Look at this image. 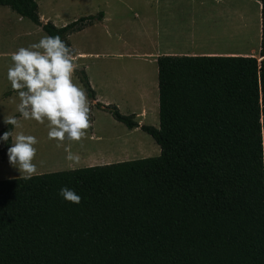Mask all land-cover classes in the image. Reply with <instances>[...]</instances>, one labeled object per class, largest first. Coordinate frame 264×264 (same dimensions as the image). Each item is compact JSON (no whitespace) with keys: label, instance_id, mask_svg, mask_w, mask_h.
I'll return each instance as SVG.
<instances>
[{"label":"trees","instance_id":"1","mask_svg":"<svg viewBox=\"0 0 264 264\" xmlns=\"http://www.w3.org/2000/svg\"><path fill=\"white\" fill-rule=\"evenodd\" d=\"M260 1V57H158L159 127L97 101L86 69L77 68L93 105L149 133L161 152L0 180V264H264ZM0 5L72 49L69 35L104 17L100 11L57 26L41 19L37 0ZM64 186L81 202L63 199Z\"/></svg>","mask_w":264,"mask_h":264},{"label":"rangeland","instance_id":"2","mask_svg":"<svg viewBox=\"0 0 264 264\" xmlns=\"http://www.w3.org/2000/svg\"><path fill=\"white\" fill-rule=\"evenodd\" d=\"M38 2L43 20L48 17L60 25L82 16L97 14L105 8L109 10L114 19L112 22L104 26L95 21L88 28L73 33L70 40L77 51L92 53L88 55L90 58L77 61L87 64L91 77L95 80L108 77L111 80L110 89L100 88L101 82L97 84L103 97L112 99L124 114L131 113L130 110L134 108L141 110L145 105L143 114L135 117L140 124L160 125L158 65L146 54L156 51L155 45L165 47L169 44L187 50L189 43L185 33L191 23H195L193 44L197 51H234L260 57L261 20L258 0H160V16L155 0ZM155 17L162 23L161 35L153 42L147 34V26L155 24ZM117 22L123 28L115 34L120 26ZM168 32L170 35L167 38ZM45 35L48 34L31 20L20 18L8 6L0 5V130L8 125L4 122V116L16 115V106L20 102L7 79V70L12 65L11 53L38 42ZM125 45L128 49L123 51L124 54H114V50H121ZM95 53L101 57L98 58L99 55ZM73 80L85 90L75 73ZM88 99L92 102L89 96ZM91 105L93 121L86 138L79 142L64 141V146L71 144L72 152L80 156L79 163L68 161L64 146L57 147L58 141L48 138L47 121L40 124L35 120L21 119L23 127L14 131L34 135L38 140L35 145L37 154L33 161L38 166L37 174L85 167L88 165L87 160L93 157L99 159L98 164H105L160 154L161 150L153 152V145L160 146L149 133L140 127L129 129L110 112ZM2 136L3 133H0ZM4 146L5 141L0 139V180L23 176L17 167L10 164L8 150L3 157ZM151 149L152 152L145 153Z\"/></svg>","mask_w":264,"mask_h":264},{"label":"clouds","instance_id":"3","mask_svg":"<svg viewBox=\"0 0 264 264\" xmlns=\"http://www.w3.org/2000/svg\"><path fill=\"white\" fill-rule=\"evenodd\" d=\"M11 61L7 79L19 97V117L4 116V122L14 127L0 139L6 142L11 137L9 162L25 179H31L38 170L33 162L38 140L34 135L14 131L23 127L21 119L40 124L47 121L48 138L57 140V147H61L65 140L79 142L86 138L92 127L91 104L95 101L90 102L86 91L74 82L75 53L59 35H45L36 43L18 48L11 53ZM64 151L68 161L79 163L80 156L72 152L71 144L64 146ZM59 192L69 202H81V196L67 186Z\"/></svg>","mask_w":264,"mask_h":264},{"label":"crops","instance_id":"4","mask_svg":"<svg viewBox=\"0 0 264 264\" xmlns=\"http://www.w3.org/2000/svg\"><path fill=\"white\" fill-rule=\"evenodd\" d=\"M38 1V0H37ZM156 1V4L158 5V15L160 16V9H161V6H160V0H155ZM217 1H220V2H222V1H225V0H217ZM39 3V2H38ZM258 3H259V6H260V20H261V24H260V34L262 35V13H261V11H262V5H261V1L260 0H258ZM39 7H40V5H39ZM153 10V9H152ZM100 11H103L104 12V17H103V20L102 21H96V22H99V23H101L102 25H104V26H106V25H108V23L109 22H112L114 19L113 18H111V16H110V12H109V10H107L106 8H105V10H100ZM96 14V13H95ZM19 15V14H18ZM40 15H41V19L43 20V16H42V14L40 13ZM19 17L20 18H22L20 15H19ZM156 19H155V24L154 25H148L147 26V34H148V36L149 37H151V40L153 41V42H156L157 41V39L156 38H159L160 37V35H161V32H160V27H161V20H160V22H158V18L157 17H155ZM48 17H45L44 18V20L43 21H48ZM50 20V19H49ZM52 21V20H51ZM53 22V21H52ZM146 23H147V20L145 21ZM55 23V22H54ZM69 23V22H68ZM57 26H63V25H66L67 23H64V24H62V25H60L59 23H55ZM94 24V23H93ZM116 24H118V25H120L119 26V28L118 29H116L115 30V34L120 30V29H122L123 27V25H121L120 23H116ZM115 24V25H116ZM92 25V24H91ZM91 25H89V26H91ZM89 26H87V27H85L84 29H86V28H88ZM195 26V23L193 22V23H191V27L190 28H188L189 30L185 33V37L187 38V40H188V48H187V50H181V49H177V48H174V47H172V46H169V44L167 45V46H165V47H162V46H159V45H155V47L154 48H156L157 50L156 51H154V52H151V53H148V54H146V55H148V57H152L153 58V62L154 63H157V59H158V57L159 56H161V55H233V54H243V55H256V54H252V53H243V52H234V51H227V52H222V51H197L196 50V48H195V46H194V40H195V34H194V32H193V27ZM40 27V26H39ZM41 28V27H40ZM84 29H82V30H84ZM82 30H80V31H82ZM78 32V31H77ZM74 33H76V32H74ZM73 34V33H72ZM72 34H70L69 35V39H70V36L72 35ZM169 32L167 33V38L169 37ZM260 35V36H261ZM121 36V34H119L118 35V37H120ZM120 39V38H119ZM121 40V39H120ZM71 41V40H70ZM71 43H72V41H71ZM122 45H124V43H122ZM72 47H73V44H72ZM73 49H74V47H73ZM126 49H128V46L127 45H125V46H123L122 47V49L121 50H114V54L116 53V54H119V55H122V54H124V50H126ZM74 51H75V62H76V64H77V68H79V67H82V68H85L86 69V71H87V73H88V68H87V64L84 62V63H77V61L78 60H83V59H87V58H90L91 56H88V55H91L92 53H88V52H84V51H77L76 49H74ZM108 51H113V50H108ZM108 53H110V54H113V52H108ZM108 53H106V56L108 55ZM96 54V56H98L99 55V57L98 58H100L101 56H100V54L99 53H95ZM158 65V64H157ZM157 73H158V69H157ZM88 76H89V79H90V81H91V84H92V86H93V88H94V90L96 91V97H97V101H100V102H103V103H105V104H116L115 102H113V100L112 99H110V98H108V97H103V95H101V93L98 91V89H97V84H100L99 82H101V86H100V88H102V89H105V88H111V80L108 78V77H104V78H101L100 77V80H95L93 77H91V75L88 73ZM156 76H157V74H156ZM98 82V83H97ZM158 85V84H157ZM117 105V104H116ZM118 107H119V105H117ZM146 107H145V105L141 108V110H137V109H129L130 111H131V113H134L135 115H141V114H143V111H144V109H145ZM130 114V113H129ZM154 114V113H153ZM142 125V124H141ZM137 128V127H136ZM157 143V142H156ZM158 144V143H157ZM159 145V144H158ZM160 146V145H159ZM153 148V152H158V151H160L161 150V147L159 148L158 146H155V145H153L152 146ZM152 149L151 150H148V151H145V153H150V152H152ZM99 161V159L98 158H95V157H93L92 159H89V160H87V163H88V165L87 166H92V165H97L98 162ZM97 163V164H96Z\"/></svg>","mask_w":264,"mask_h":264}]
</instances>
